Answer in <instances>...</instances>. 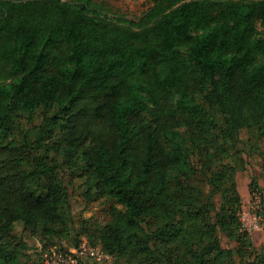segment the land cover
Segmentation results:
<instances>
[{"label":"trees","instance_id":"trees-1","mask_svg":"<svg viewBox=\"0 0 264 264\" xmlns=\"http://www.w3.org/2000/svg\"><path fill=\"white\" fill-rule=\"evenodd\" d=\"M261 138L264 0H149L136 19L93 0H0V264H27L16 223L41 247L66 235L65 174L120 205L77 235L125 264H237L219 232L264 264L235 180Z\"/></svg>","mask_w":264,"mask_h":264},{"label":"rangeland","instance_id":"rangeland-1","mask_svg":"<svg viewBox=\"0 0 264 264\" xmlns=\"http://www.w3.org/2000/svg\"><path fill=\"white\" fill-rule=\"evenodd\" d=\"M93 1L102 4L103 8L108 10L109 13L124 14L127 17L133 19L139 17L149 5V0ZM256 135V129L252 131L242 129L240 131V137L243 141L248 139V137H253L255 139ZM244 147H246V144H239V149H244ZM239 157V168L236 171L235 180L240 196V206L248 205V202H251L252 192L257 191L258 193L262 194V212L264 214V138H261L259 142V148L256 151H250L248 147L247 152H239ZM63 182L66 185L69 193V205L67 209L69 216V230L66 232V235L55 237L52 240L54 241L55 245L71 247V245H74L76 239H80V241H87V236L85 234L77 235V232L81 229L83 224H87L88 222L96 220L104 222L106 220V211L108 208L112 204H116L118 207L120 205L111 199L101 198L98 200H91L87 198L83 184L79 179L74 178L72 175L65 174ZM253 182L257 183L256 187L251 186ZM220 200L221 196L216 195L214 201L217 206ZM83 221L86 223H82ZM218 234L222 247L231 249L233 251V258L231 260L237 264H243L235 252V249L240 247V245L234 239H229L224 233L219 232ZM14 235L17 241L21 240L25 243L23 255L20 257V261L26 262L27 264H43L40 248L43 246L44 242L40 237L39 231L24 227L21 223H16ZM249 236L252 242V247L248 248L247 251H260L264 243V225H262L257 231H254ZM87 264H125V261L123 259H116L115 257H112L109 261H87Z\"/></svg>","mask_w":264,"mask_h":264},{"label":"built area","instance_id":"built-area-1","mask_svg":"<svg viewBox=\"0 0 264 264\" xmlns=\"http://www.w3.org/2000/svg\"><path fill=\"white\" fill-rule=\"evenodd\" d=\"M251 197V202L241 205L238 212L240 230L248 235L264 225L262 194L253 191ZM40 251L43 264H87V261L102 262L112 258L109 253L86 240L71 247L47 245L41 247Z\"/></svg>","mask_w":264,"mask_h":264}]
</instances>
